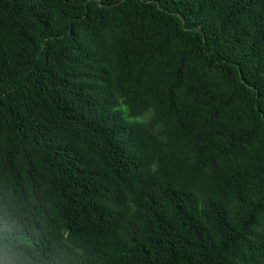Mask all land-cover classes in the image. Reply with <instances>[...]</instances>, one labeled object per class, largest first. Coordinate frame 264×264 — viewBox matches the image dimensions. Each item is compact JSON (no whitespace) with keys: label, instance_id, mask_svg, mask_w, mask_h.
Returning <instances> with one entry per match:
<instances>
[{"label":"trees","instance_id":"16d2710c","mask_svg":"<svg viewBox=\"0 0 264 264\" xmlns=\"http://www.w3.org/2000/svg\"><path fill=\"white\" fill-rule=\"evenodd\" d=\"M17 221L44 264H264V0H0Z\"/></svg>","mask_w":264,"mask_h":264},{"label":"clouds","instance_id":"9594fccd","mask_svg":"<svg viewBox=\"0 0 264 264\" xmlns=\"http://www.w3.org/2000/svg\"><path fill=\"white\" fill-rule=\"evenodd\" d=\"M15 232L0 235V264H44L31 234L17 221Z\"/></svg>","mask_w":264,"mask_h":264}]
</instances>
